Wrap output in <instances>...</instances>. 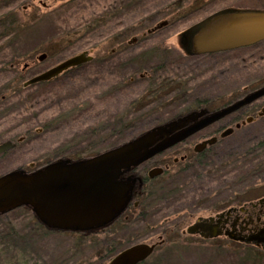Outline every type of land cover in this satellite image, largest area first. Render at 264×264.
<instances>
[{
	"label": "rangeland",
	"instance_id": "1",
	"mask_svg": "<svg viewBox=\"0 0 264 264\" xmlns=\"http://www.w3.org/2000/svg\"><path fill=\"white\" fill-rule=\"evenodd\" d=\"M0 5V36L5 58L2 70L7 71L3 74V85L11 82L14 76V72L7 70L11 58L18 69L28 59L35 62V66L19 79L21 85L32 73L75 54L87 51L92 57L91 64L84 62L74 66L76 68L71 67L64 74L60 73L63 76L55 83L34 85L31 92L27 91L15 100L17 110L14 114L17 116L12 118L25 122L33 120L34 168L57 159L76 160L78 156L71 157L70 151L84 140H93L100 129L107 130L116 124L126 126L127 131L121 134L120 143H123L131 139L132 134H140L163 123L179 111L183 115L197 104L218 109L264 84L262 40L211 55L201 54L186 61L179 68V76L172 77L174 83L167 84L170 99L159 104L146 92L151 90L147 81L120 90L114 85L121 79L122 72L132 74L140 68H148L157 61L158 55L180 56L177 35L193 23L225 7H264V0H0ZM162 21L166 23L158 30L147 33ZM134 38L137 42L129 45ZM160 44L162 46L158 47ZM113 48L117 49L114 53L120 58H112L110 51ZM41 54L45 55L44 60L38 62L37 57ZM35 92L41 93L35 95ZM138 98L139 109L129 105ZM75 106L77 110L71 111ZM263 108L264 97L253 107L241 110L240 114L237 110L234 117L223 121L220 131L234 128L236 123L252 117L251 122L213 143L210 153L203 158L229 157L230 150L240 151L246 142L264 134ZM37 129L42 132L38 133ZM94 147L89 157L105 150L100 151L98 145ZM176 157L180 159L181 155ZM183 163L178 161L177 166ZM180 179L182 177L177 178ZM244 195L250 201L263 197L264 184L252 187L242 197ZM194 198L188 197L192 207L187 211L192 217L185 216L183 223L178 222L181 216L175 214L180 203L174 201L164 205L161 214L159 212L160 216L165 214V218H170L169 222L162 217L152 228L126 232L114 227L107 234L115 245L120 246L119 249H123L138 242L158 241L157 235L165 229L177 227L172 234L163 237L164 243L143 264H264V253L259 249L228 243L222 251H217L198 236L182 235L181 230L199 216L207 217L230 206H241L233 203L223 207L217 202L212 209L207 197L201 199L195 195ZM31 220L29 213L22 209H14L0 219V264H106L112 257L99 259L95 250L91 254L96 240L105 236L101 233L45 231L36 223L33 225ZM224 239L216 238L213 244L223 243ZM81 251L85 254L83 262H74L73 257L79 256Z\"/></svg>",
	"mask_w": 264,
	"mask_h": 264
},
{
	"label": "water",
	"instance_id": "2",
	"mask_svg": "<svg viewBox=\"0 0 264 264\" xmlns=\"http://www.w3.org/2000/svg\"><path fill=\"white\" fill-rule=\"evenodd\" d=\"M165 23L162 21L158 27ZM262 40L264 9H221L177 35L178 45L185 55L226 51ZM43 57L41 55L39 59ZM91 59L87 51L75 54L32 77L25 85L51 80ZM263 96L264 84L216 110L187 112L93 156L76 160L58 159L30 173L22 170L6 173L0 176V215L26 206L49 228L86 231L105 226L123 211L129 201L134 180L123 178V174ZM251 121L252 117H247L236 123L234 128ZM234 128L222 130L220 137L229 136ZM215 142V137L208 138L195 149L200 151ZM4 149L6 145H0V152ZM257 202H264V198ZM231 209L214 216L198 217L183 233L199 235L203 239L223 235L228 240L254 246L264 252V220L254 224L247 232L223 229V216ZM153 249L154 244L137 243L118 251L106 264H139Z\"/></svg>",
	"mask_w": 264,
	"mask_h": 264
},
{
	"label": "flooded vegetation",
	"instance_id": "3",
	"mask_svg": "<svg viewBox=\"0 0 264 264\" xmlns=\"http://www.w3.org/2000/svg\"><path fill=\"white\" fill-rule=\"evenodd\" d=\"M262 6L253 7V8L225 7L222 9H227V8L264 9V7ZM0 9H1V5H0ZM1 30H2V21L0 17V32ZM156 30H158V23H156L151 29L147 30V33H152ZM136 42H137L136 38H134V40L129 41L128 44L130 45ZM176 42H177V46H179L177 39H176ZM159 43H161V41ZM156 45H158V42L156 43ZM161 46L162 44H160L158 47H161ZM177 49L181 50L180 47H178ZM116 50L117 49L113 48L110 52L114 56L112 58L117 59L120 57H117L116 56L117 54L114 53V51ZM181 52L182 54L180 56L178 55L167 56L163 54L158 55V59L153 65H151L148 68H142V69L140 68L138 70H135L132 74L131 72H127V73L122 72L120 75L121 79L119 80L118 83L114 85L117 86V90H120V89H126L124 88V86L129 88V86L131 85L141 84L143 81H147L146 82V84H148L147 87L150 88L151 90L149 91L146 90V92H149L150 97H152L156 101V103L159 104V103H162L163 101H168L170 99L169 95L171 94V91L168 89L167 84L174 83L175 79L172 77L179 76V68L183 67L182 65L186 61L188 62L194 59L196 56H201V55H185L182 50ZM219 52H223V51H219ZM219 52L206 53V54L211 55V54H215ZM41 55L45 57L44 54H41ZM44 57L42 59H39V57H37V61L42 62L44 60ZM4 59L5 58L2 55V38L0 36V145H6V149L0 152V176L6 173H9L11 171H14V170H22L26 173H30L32 171H35L43 167V166H40V167L34 168L35 163H34V157H32V155H34L36 138H35V135L32 133L33 130L31 128L33 126V120H28L27 122H25L24 120H21V121H17L16 119L14 120V118L17 116L16 114H14L16 113L15 111L17 110L15 106L17 103L15 100H17L19 95L25 94V92L27 93V91L31 92L34 85L43 84V83L48 82L49 80L39 81V82L25 85V82L31 79L32 77L55 66L53 65L51 67L36 71L35 73H32L33 75H31L29 78L24 80L21 83V85H19L20 83L19 79L24 76V73L28 69L33 68L35 66V62L33 59H28V61L25 62L20 69H18V67H16L17 65L13 63L14 58H11L10 60H8L9 63L7 65V70L10 72H14V76L11 82L8 81L6 82L5 85H3V80H2L3 74L7 72V71L4 72L2 70ZM14 65L16 68L14 67ZM116 67L120 68V65L117 64ZM135 74L136 76H134ZM169 75H170L171 81H169L170 79ZM258 100L239 109L237 111L238 114L241 113V110H243V108L253 107L255 105V102H257ZM138 101H139V98L137 100H134L133 102H130L129 105L132 104V106H135V108L139 109L140 104H138ZM168 104L169 103H166V105ZM201 109H205L207 111H213L217 108L212 109L209 106H207V104H204V105L197 104L190 111H197ZM234 114H237V113L236 112L232 113L214 123L209 124L208 126L188 136L184 140L172 145L171 147L165 149L164 151L142 162L141 164H139L137 167H135L131 171L123 174L122 175L123 178L129 177L134 180L133 188L131 190L129 201L127 202L123 211L109 224L102 226L100 228H95V229L86 230V231L60 230V229L59 230L57 229V231L58 232H72L74 234L91 232L94 234L101 233L102 235L109 236L107 233L111 231L114 227L115 228L120 227L124 229L126 232L132 231V229H136V228H141V229L142 228L146 229L147 227L152 228L153 226H155V224H158V216H159V219L162 217L164 219L166 217L164 216L165 214L164 215L162 214L160 216L162 210L164 209V205H166V203L162 202L165 191L167 189H170L172 185L178 181L177 178L181 177L185 171L199 164L202 161L203 156H205L210 151L209 149L213 144L211 145L207 144L200 151H197L195 149L196 146L199 143H202L203 141L211 137H215L216 142L219 139H222V137H220V132H221L220 129L223 124V121H226L227 119L234 117ZM158 124L159 123L155 125H158ZM37 132L41 133L42 130L37 129ZM177 154L181 155L180 159H177L176 157ZM27 156H30V157H27ZM172 157H173L172 163L170 164L169 160ZM178 161H180L181 163L183 162L184 163L181 164L180 166H177ZM51 162L53 161H47L46 164L51 163ZM15 163H17L15 167L11 168L12 165H14ZM26 164L28 165V167L24 168V165ZM261 198H264V196ZM257 201L258 199L255 201L245 200L239 203L241 204V206L239 207L230 206L226 209H222L208 216H214L220 212H224L225 210L232 208L228 214H225L223 216L222 223H221L223 226V229L226 228V229H234L237 231L240 230L242 232H247L248 229H251L254 224H259L264 220L263 219L264 202L259 203ZM16 209H22L24 211H27V213H29V215L31 216V219H32L31 222L33 225L34 223H36L37 226L44 228L45 231H50V230L56 231L52 228L47 227L43 223H41L36 218L32 210L29 209L28 207L21 206ZM175 214L176 215L179 214L178 209L175 211ZM5 215L6 214L0 215V219L5 218ZM184 216H185V213L183 215L181 214V217H182L181 220L182 219L184 220ZM186 216L187 218L192 217V213L188 211ZM197 218H195L191 223H193ZM169 219L170 218H165L164 221L169 222ZM257 219H259L260 221H257ZM173 223L175 224L176 221ZM33 225L31 226L32 229H33ZM176 228L172 226V228H169V230L165 229L162 234L157 235L158 241H155V242L145 241V242H138V243H145L149 245L154 244V249L152 251L153 253L154 250L158 246L164 243L165 240L163 237L167 233L172 234L173 230H175ZM183 230H181L182 235H189V234L183 233ZM195 236H198L199 238H201L199 235H195ZM219 237L224 238L225 236L221 235L216 238H219ZM201 239L207 240L203 238ZM134 244H137V243H134ZM134 244H131V245H134ZM131 245H128L126 247H129ZM152 253L146 259H148L152 255Z\"/></svg>",
	"mask_w": 264,
	"mask_h": 264
},
{
	"label": "trees",
	"instance_id": "4",
	"mask_svg": "<svg viewBox=\"0 0 264 264\" xmlns=\"http://www.w3.org/2000/svg\"><path fill=\"white\" fill-rule=\"evenodd\" d=\"M86 64H91V61H88ZM63 74L52 78L47 83H55L56 80L62 78ZM37 85L40 86L42 84ZM115 89L117 90L116 85ZM40 93L41 92H35V95ZM76 108L77 107L75 106L72 110H69L75 111L77 110ZM243 109L246 110L247 108ZM179 115H181V111L177 112V114L172 117L175 118ZM147 129H145V131ZM123 131L126 132L127 127L120 124L112 125L111 128L107 130L100 129L96 132V134H94L95 137L93 140H84L81 145L76 146L70 151V155L71 157L78 156L77 159H82L89 157V154H91L90 151H94L92 149H95L94 146L98 145V148L101 147L100 151L115 147L121 144V134ZM137 135L132 134L131 138ZM229 152L230 153L227 154L229 157L203 158L202 161L195 165L193 169L191 168L185 171L181 176L182 179L178 180L176 185L173 184V187L165 191L162 202L166 203V205L170 203L172 204L174 201L179 202V215L181 216V214L183 215L185 213L186 216L188 213L187 208L192 207L191 200L195 199V195L196 198L199 197L201 199L203 196L207 197L210 200L212 209L215 207L214 204L217 202H219L221 206L225 207L233 203L245 201V195L242 197L244 193H247L252 187L262 186L264 184V178H262L264 175V134L246 142V144L241 147L240 151L230 150ZM208 153H210V151ZM237 186H239V188ZM237 192H241V194H237ZM191 195L192 199L190 200L188 197ZM193 204L196 203L194 202ZM179 222L183 223L182 220ZM215 240L216 238L203 241L204 243L210 245V247L215 248L217 251H222V249L226 248L225 245L228 243L236 244L239 247L248 249H259L254 246L227 239H224L223 243L213 244ZM95 243L96 246L95 248H92L91 254L92 251L95 250L99 259L102 260L109 259L121 250L119 249L120 246L115 245V241H113V239L109 236L101 237L100 239H97ZM259 250L261 251V249ZM83 253L84 252L81 251L79 256L73 257L74 262H83L85 255H83ZM140 264H143V262Z\"/></svg>",
	"mask_w": 264,
	"mask_h": 264
}]
</instances>
